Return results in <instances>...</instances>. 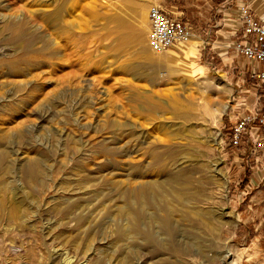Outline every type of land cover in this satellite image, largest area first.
<instances>
[{
    "label": "rangeland",
    "instance_id": "1",
    "mask_svg": "<svg viewBox=\"0 0 264 264\" xmlns=\"http://www.w3.org/2000/svg\"><path fill=\"white\" fill-rule=\"evenodd\" d=\"M166 1L0 0V96L20 88L0 110V139L10 133L0 155L9 168L39 158L50 172L42 184L0 173V201L13 202L4 210L24 219L9 230L0 218V264H264V149L227 140L236 101L256 100L257 83L215 63L207 44L183 53L180 43L149 64L148 11ZM15 18L29 25L13 40ZM187 52L191 71L170 72ZM175 194L184 211L169 209L168 231L162 206Z\"/></svg>",
    "mask_w": 264,
    "mask_h": 264
},
{
    "label": "built area",
    "instance_id": "2",
    "mask_svg": "<svg viewBox=\"0 0 264 264\" xmlns=\"http://www.w3.org/2000/svg\"><path fill=\"white\" fill-rule=\"evenodd\" d=\"M235 17L242 28L241 36L226 46L247 59L251 66L250 75L256 79L260 92L256 100L264 102V8L256 12L244 2ZM148 19V42L156 53L174 48L192 35V26L170 15L161 4L149 8ZM227 140L236 148L252 143L255 152L264 149V104L255 112L238 114Z\"/></svg>",
    "mask_w": 264,
    "mask_h": 264
},
{
    "label": "crops",
    "instance_id": "3",
    "mask_svg": "<svg viewBox=\"0 0 264 264\" xmlns=\"http://www.w3.org/2000/svg\"><path fill=\"white\" fill-rule=\"evenodd\" d=\"M244 2L248 3L256 12L264 8V0H168L162 3V6L170 15L182 22L190 23L193 28L192 35L188 41L178 47L183 53L186 47L190 49L198 44L204 47L206 44L211 45L214 54L211 49H209L208 53L211 55V59H215V63H221L222 67L239 70V74H247L251 77L250 64L246 69L240 67L238 56L226 46L229 40H237L241 36L242 28L234 14L237 16L238 9ZM146 24L149 28L148 20ZM191 40L193 42L188 44ZM254 80L256 81V79ZM257 89L258 87L256 91ZM244 91L247 92L249 90ZM263 104V100L260 102L255 100V95L241 96L236 101L231 112L233 119L236 120L238 114L255 112L263 107ZM234 122L231 124L230 130Z\"/></svg>",
    "mask_w": 264,
    "mask_h": 264
},
{
    "label": "bare ground",
    "instance_id": "4",
    "mask_svg": "<svg viewBox=\"0 0 264 264\" xmlns=\"http://www.w3.org/2000/svg\"><path fill=\"white\" fill-rule=\"evenodd\" d=\"M13 22L18 25L17 28L13 29L14 31L10 35V37L14 40V39H18L17 36L21 32L20 30H18V27L22 26V28L25 30V28L29 25V22L27 20H23V18H19L17 20L15 18V20H13ZM191 42H193V40H191L188 44H190ZM7 53H9V52H7ZM146 53H147L146 54L147 60L150 62L149 64H152L153 66L155 64H163L164 65V62H163L164 59L161 57V55L160 56L159 55L154 56V54L156 52H153L152 49H151V51L149 50V52L147 51ZM1 55H5V52L3 51L1 53ZM167 62L168 63H165L167 69L170 72H173V73L177 69L184 70V71H191V69H192V56L190 55V53H186V55H184L182 57H175V58L169 59ZM12 66L13 65H11V67ZM187 73H189V72H187ZM18 86H19L18 84L15 85V89H17V90L20 89V88H18ZM15 89H7V92L3 96H0V110L3 111L5 106L6 105H10V103L11 104H16L15 99H17V93H15ZM143 109H146V107L144 106ZM139 135L140 134H138V136H136L137 142H139V139L141 138ZM9 137H10V133L5 132L2 135V137L0 139V142L8 141ZM175 152H176V149L175 150L165 151L164 153L168 154V156H174ZM154 156H155V158L157 157L156 154ZM135 164H136L134 166L135 169H136L135 171L139 172L140 171L139 159L136 160ZM22 165L23 164L18 163L14 168H9L8 164H7V154L6 153H2L0 155V173H2L4 176H7L8 174L15 175V176H21V177H24L25 180H26L25 182L29 183V184H32V183H34V184L35 183L42 184V183L46 182L47 180H50V172L48 171V169H46V167L44 165H42L41 160L39 158L31 159L27 163V165L24 166V167ZM159 167H160L162 172L167 173V171H168L167 169L168 168H167V161H166L165 158L160 160ZM181 177L183 178V176H181ZM2 184H4V182H2ZM50 187L51 186H48L46 189H48ZM149 188H150V184H148V182H146L144 184H140L139 187H138L137 193L139 194L142 191L148 192ZM174 198L175 199L172 201V204L170 202H168V201H164L163 206H162V211H163L162 220L164 222L165 227H167L166 229L168 231H173V227H172L171 222H170L169 209L173 207L179 213H183V211H184L182 206H180L178 204V201H179L178 194H175ZM6 201H9L10 203H13L12 201H10V200H8L6 198L5 199L3 198L0 201V218H4V220L6 221V226L9 227V230L11 228L14 230V226L13 225L14 224H16V225L18 224L19 225V223H22V221H24V219H22L23 216H19L20 214L15 209V207L12 206V204H10L8 209H7V211H5L4 207H3V204L7 203ZM147 206H148V204H142V201L140 199L139 200H135L133 202L132 210H133L134 216L132 218V223H133L132 227L136 231H140L142 229L141 228L142 227L141 226V216H142V212L146 209ZM72 208H73L72 204L70 202L64 200V204L62 205V207L60 209V212L62 213V217H63L64 220H66V221L71 220L72 215H71L70 212H71ZM46 209L49 210V208H46ZM2 215H3V217H2ZM36 217L41 218V216H36ZM78 219H80V217H78ZM1 221L3 222V220H1ZM50 223H52V222L50 221ZM17 226H16L15 229H17ZM207 227H209V226H207ZM45 229L46 230H50L51 226L46 225ZM210 229H211V227H210ZM142 232L148 237V239L150 241L158 242V239L156 237V233L151 228L143 229ZM11 248H12V246H11ZM13 248L15 249V246ZM62 253L63 252L61 251V252H56V255L52 254L51 261H54L57 257H61L63 255ZM227 254H228V252H227ZM224 264H226L225 261H224Z\"/></svg>",
    "mask_w": 264,
    "mask_h": 264
}]
</instances>
